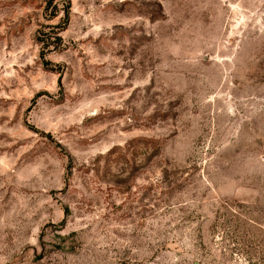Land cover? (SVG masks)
<instances>
[{
    "label": "rangeland",
    "instance_id": "1",
    "mask_svg": "<svg viewBox=\"0 0 264 264\" xmlns=\"http://www.w3.org/2000/svg\"><path fill=\"white\" fill-rule=\"evenodd\" d=\"M0 264H264V0H0Z\"/></svg>",
    "mask_w": 264,
    "mask_h": 264
}]
</instances>
